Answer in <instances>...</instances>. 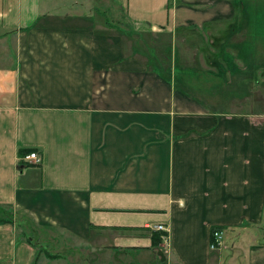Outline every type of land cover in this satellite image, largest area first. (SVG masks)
Here are the masks:
<instances>
[{"label": "crops", "instance_id": "0c3cea01", "mask_svg": "<svg viewBox=\"0 0 264 264\" xmlns=\"http://www.w3.org/2000/svg\"><path fill=\"white\" fill-rule=\"evenodd\" d=\"M109 2L0 0V264H264V0Z\"/></svg>", "mask_w": 264, "mask_h": 264}, {"label": "rangeland", "instance_id": "374dc122", "mask_svg": "<svg viewBox=\"0 0 264 264\" xmlns=\"http://www.w3.org/2000/svg\"><path fill=\"white\" fill-rule=\"evenodd\" d=\"M58 2L64 4L60 6L61 8L65 9H71L70 13L73 15H76L75 21H79L84 24V26H103L104 24L108 25H114L117 26V29L129 31V26L127 23V20L125 19V16L123 13L117 11L115 7L110 5L109 0H57ZM75 12V13H74ZM66 13V12H65ZM67 16H69V12L66 13ZM67 20H70L68 18ZM71 21V20H70ZM75 24V23H74ZM249 33H245L244 39L242 38V41L247 44V47H249L250 37L248 36ZM185 51H183L182 55H185ZM180 67H185L186 62H180ZM199 82V81H198ZM202 82V80H201ZM243 91V90H241ZM250 96H252V99H257L258 104H256V107L258 110H264V83L260 79V85L256 87H252V90L250 91ZM203 95L198 91L197 98L202 99ZM238 97V95H236ZM254 104V103H252ZM221 111H226L225 108H221ZM3 218H6L4 216H0Z\"/></svg>", "mask_w": 264, "mask_h": 264}, {"label": "built area", "instance_id": "2783aa9c", "mask_svg": "<svg viewBox=\"0 0 264 264\" xmlns=\"http://www.w3.org/2000/svg\"><path fill=\"white\" fill-rule=\"evenodd\" d=\"M25 159L38 161L37 156L34 153H30L28 156L25 157ZM148 229L152 231H161L162 233H166V229L160 224L149 226ZM211 237L213 240L209 244V249L214 250L220 248L222 246L221 233L216 230L212 231ZM162 240H166V236L162 237Z\"/></svg>", "mask_w": 264, "mask_h": 264}, {"label": "trees", "instance_id": "16d2710c", "mask_svg": "<svg viewBox=\"0 0 264 264\" xmlns=\"http://www.w3.org/2000/svg\"><path fill=\"white\" fill-rule=\"evenodd\" d=\"M167 6H170L169 3L167 4ZM18 154H23V152L22 153H18ZM2 222H4V221L3 220H0V223H2ZM216 229H218V228H216V227L215 228H212V231L213 230H216ZM160 235L161 234H157V233H153V232L151 233V244L153 246H157L160 243V241H161V239L159 238ZM224 235H225V232H224Z\"/></svg>", "mask_w": 264, "mask_h": 264}]
</instances>
